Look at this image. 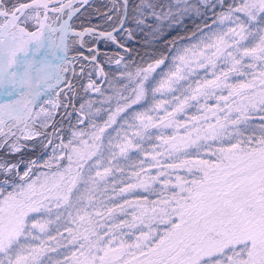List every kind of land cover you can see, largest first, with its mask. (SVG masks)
Returning <instances> with one entry per match:
<instances>
[{"label": "snow or ice", "instance_id": "snow-or-ice-1", "mask_svg": "<svg viewBox=\"0 0 264 264\" xmlns=\"http://www.w3.org/2000/svg\"><path fill=\"white\" fill-rule=\"evenodd\" d=\"M129 4L110 0L97 31L75 26L90 0H0V67L17 77L0 83V264H264V0ZM207 12L167 65L128 62L134 29ZM17 32L52 39L13 55ZM85 36L114 54L85 55ZM77 66L103 99L63 136ZM28 141L40 155L14 161Z\"/></svg>", "mask_w": 264, "mask_h": 264}, {"label": "trees", "instance_id": "trees-1", "mask_svg": "<svg viewBox=\"0 0 264 264\" xmlns=\"http://www.w3.org/2000/svg\"><path fill=\"white\" fill-rule=\"evenodd\" d=\"M19 2H24V0H7L9 7ZM145 2L146 0H130L129 7L130 9H134L139 4ZM227 2L238 3L239 0H227ZM90 3L93 6L87 8V10H82L79 19L75 21L77 29L82 30L91 28L97 31L111 30L110 23L102 16V13L106 10L105 5H109L110 0H92ZM151 3L154 6V10L159 13L168 11V9L175 4V0H151ZM191 3L196 4L197 0H191ZM201 11L203 12L204 9L201 8ZM217 11H219V9H217ZM211 16V12H207L203 17L189 13L182 18V22L170 28L166 27L165 31L160 36H153L147 30L141 32L138 29H134L136 35L133 40L128 41L125 38V43L128 44L131 52V59H129L128 62L131 64L146 65L149 62H153L154 59L167 56L168 59L165 61L166 63L174 55L176 49L180 45L193 39L192 34L197 32L198 26L202 27L205 20L211 23ZM93 39L92 37L85 36V41L87 42L84 48L85 55L88 54L87 48L89 45L94 47V44H92ZM98 46V59L104 60L107 56L114 54V46L104 41H99ZM84 67L90 69L91 64L85 63ZM71 83L73 85L71 92L65 89L61 93V97H63L64 100H62L64 107H62L56 115L57 130H59L60 134L63 136H67L73 130V126L77 124V119L79 118L80 105L92 95V93H85L83 87H81L82 84L86 85L87 80L80 78L79 66L77 67L76 76ZM105 108H107V105H105ZM190 111H194V109ZM101 115L103 119H105L107 114L102 112ZM80 126L83 127L82 125ZM34 143L33 141L26 142L23 145L22 152L12 159L14 161L19 160L27 162L29 159L37 158L42 150L39 146L33 147ZM3 156L4 151L0 149V157Z\"/></svg>", "mask_w": 264, "mask_h": 264}, {"label": "flooded vegetation", "instance_id": "flooded-vegetation-1", "mask_svg": "<svg viewBox=\"0 0 264 264\" xmlns=\"http://www.w3.org/2000/svg\"><path fill=\"white\" fill-rule=\"evenodd\" d=\"M26 38H30L31 40L34 41V43H41L44 39H42V36H40L39 34H37L36 36H31V35H27L25 36ZM23 45V43L21 44ZM12 66V60H5L3 66L0 68V71L4 72V75L0 77V81L2 80V78L4 77V80L1 82L5 85L10 84L13 82L14 79H16L17 77L12 76L11 74H9L8 69ZM35 74H34V81H35ZM73 76L69 75V80L72 81L73 80ZM33 92H35V83L33 84ZM61 98V97H60Z\"/></svg>", "mask_w": 264, "mask_h": 264}, {"label": "rangeland", "instance_id": "rangeland-1", "mask_svg": "<svg viewBox=\"0 0 264 264\" xmlns=\"http://www.w3.org/2000/svg\"><path fill=\"white\" fill-rule=\"evenodd\" d=\"M195 42V40H194V38L192 39V40H190V41H188V42H186V43H184V44H182V45H180L179 47H182V46H186V45H188V44H190V43H194ZM98 45H99V43H98ZM97 45V50H98V53H99V46ZM178 47V48H179ZM176 54V51H175V53H174V55ZM172 58V57H171ZM171 58L165 63L166 65L168 64V63H170L171 62ZM165 66L164 65H162L161 66V68H164ZM156 71H158L157 73H159L160 72V69L158 68V70H156ZM153 75H156L155 73L153 74ZM157 78H159V77H157ZM61 96H62V94H61ZM103 98H101V97H99L98 96V94H95V93H92V95H91V97H89L88 98V100H93V101H96V104L94 105L95 107H99L100 106V103H99V101L100 100H102ZM63 100V97L61 98V102H63L62 101ZM88 100H85L83 103H85L86 101H88ZM105 119H107V115H106V118ZM98 122H102V121H98ZM81 127V126H80Z\"/></svg>", "mask_w": 264, "mask_h": 264}, {"label": "water", "instance_id": "water-1", "mask_svg": "<svg viewBox=\"0 0 264 264\" xmlns=\"http://www.w3.org/2000/svg\"><path fill=\"white\" fill-rule=\"evenodd\" d=\"M91 1V0H90ZM51 38V37H50ZM97 44V43H96ZM1 74V73H0ZM3 75V74H2Z\"/></svg>", "mask_w": 264, "mask_h": 264}, {"label": "bare ground", "instance_id": "bare-ground-1", "mask_svg": "<svg viewBox=\"0 0 264 264\" xmlns=\"http://www.w3.org/2000/svg\"><path fill=\"white\" fill-rule=\"evenodd\" d=\"M109 5H110V4H109ZM61 98H62V97H61ZM61 98H60V99H61ZM61 109H62V108H61Z\"/></svg>", "mask_w": 264, "mask_h": 264}]
</instances>
